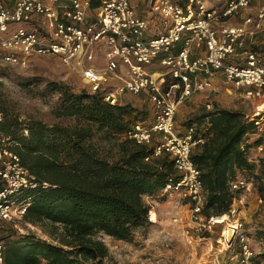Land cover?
I'll return each instance as SVG.
<instances>
[{
    "label": "built area",
    "instance_id": "2783aa9c",
    "mask_svg": "<svg viewBox=\"0 0 264 264\" xmlns=\"http://www.w3.org/2000/svg\"><path fill=\"white\" fill-rule=\"evenodd\" d=\"M254 9L252 0H151L142 10L132 0H100L96 7L93 0H0V68L52 55L111 105L127 104L121 102L126 94L144 95L151 116L133 122L124 136L152 149L145 160L168 155L174 161L179 179L162 190L178 192L191 209L189 232L217 218L203 214L207 192L192 159L205 142L206 126L191 123L180 130L179 107L195 93L214 91L215 79L222 78L254 103L246 115L255 126L245 136L253 143L247 156L257 165L264 157V50L248 47L264 34V5ZM206 107L214 109L211 102ZM8 145L1 140L0 221L17 224L30 205L22 196L38 182ZM229 185L236 194L229 211L234 213L256 187L240 171ZM229 230L232 240L225 242L240 244L237 264H252L256 252L243 220L234 219ZM4 250L0 237V264Z\"/></svg>",
    "mask_w": 264,
    "mask_h": 264
},
{
    "label": "trees",
    "instance_id": "16d2710c",
    "mask_svg": "<svg viewBox=\"0 0 264 264\" xmlns=\"http://www.w3.org/2000/svg\"><path fill=\"white\" fill-rule=\"evenodd\" d=\"M100 0H93V7ZM131 104L111 105L99 93L82 90L66 94L53 111L73 117L74 126L22 119L0 107V145L19 154L38 185L22 197L30 205L24 221L39 225L53 241L29 233L5 243V264H106L109 249L100 233L131 241L135 231L150 223L146 194L161 191L179 176L168 155L145 160L152 149L124 136L133 119ZM205 124V142L192 152L202 172L207 197L203 214L229 213L235 198L230 181L237 172L252 171L245 136L254 123L239 111L203 108L195 121ZM120 139L118 155L110 157L94 137ZM258 166L264 168V157ZM261 193L264 197L262 188ZM3 239V238H2ZM57 241V243H56Z\"/></svg>",
    "mask_w": 264,
    "mask_h": 264
},
{
    "label": "rangeland",
    "instance_id": "374dc122",
    "mask_svg": "<svg viewBox=\"0 0 264 264\" xmlns=\"http://www.w3.org/2000/svg\"><path fill=\"white\" fill-rule=\"evenodd\" d=\"M134 1L132 0L133 4ZM150 1L144 0L137 8H148ZM252 5L255 9L259 8L264 5V0H252ZM239 19L236 16L229 22ZM221 81L216 86L219 87L216 91L209 94L195 93L193 98L179 107L178 112L183 110L185 113L183 120L178 118V112L175 118L180 130L195 121L196 115L203 108L207 109L206 104L209 102L212 103V108L217 104L218 108L239 111L245 115L254 112L255 105L251 100L236 94L231 84ZM82 90L86 89L81 77L56 56L35 55L25 66L0 68V107L8 108L22 119L35 118L48 124L74 126L76 121L73 117H57L53 111L64 101L66 94L79 93ZM121 102L134 106L132 120L151 116L144 95L135 97L126 94L121 97ZM101 136L96 135L93 142L111 158L116 157L120 139H103ZM250 138L251 136L245 139V144L249 146L253 144L246 142ZM243 175L252 180L256 187L247 196L245 204H237L238 209L234 213H226V222L217 221L212 225L204 219L200 221L202 228L189 232L187 228L191 209L181 201L178 192L161 190L152 195L146 194L144 199L150 206V223L138 228L133 240H117L106 234H99L109 249L106 264H237L236 254L240 252V244L233 241V245L229 246L222 234L227 222L232 223L238 218L245 223V230L256 252L252 264H264V197L260 189L264 191V168L257 165ZM29 233L35 234L37 238L53 241L39 225L26 223L24 220L17 224L0 221V237L5 243L9 238L17 239Z\"/></svg>",
    "mask_w": 264,
    "mask_h": 264
},
{
    "label": "crops",
    "instance_id": "0c3cea01",
    "mask_svg": "<svg viewBox=\"0 0 264 264\" xmlns=\"http://www.w3.org/2000/svg\"><path fill=\"white\" fill-rule=\"evenodd\" d=\"M142 2H144V0H135L134 1V4L138 7L139 6V4L140 3H142ZM148 34L149 35H153V34H155V32H154V30H151V31H149L148 32ZM254 45H261V46H263L264 47V34H261V35H259V36H257L253 41H251V42H249L248 43V47H250V46H253L254 47ZM263 47H257V49H263L264 50V48ZM199 54H203L204 53V49L201 51V52H198ZM158 67V66H157ZM222 79L219 77V78H217V79H215V81H214V90L216 91V89H218L219 87H216V86H219V83L220 82H222L221 81ZM221 84V83H220ZM191 98H193V97H191ZM190 98V99H191ZM189 100V99H188ZM187 100V101H188ZM186 101V102H187ZM185 105V104H184ZM178 118L180 119V120H183L184 118H185V113H184V111L183 110H180L179 112H178Z\"/></svg>",
    "mask_w": 264,
    "mask_h": 264
},
{
    "label": "bare ground",
    "instance_id": "6f19581e",
    "mask_svg": "<svg viewBox=\"0 0 264 264\" xmlns=\"http://www.w3.org/2000/svg\"><path fill=\"white\" fill-rule=\"evenodd\" d=\"M151 215H152L153 218L155 217V214H154L153 211L151 212ZM216 218H217L218 222L224 223V222H226L228 220V215L227 214H223V215H220V216H218ZM230 225H231V223L227 222V225L225 226L223 234H222V238L225 237L226 241H229L232 238L231 237V232L229 230Z\"/></svg>",
    "mask_w": 264,
    "mask_h": 264
}]
</instances>
